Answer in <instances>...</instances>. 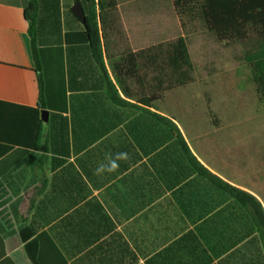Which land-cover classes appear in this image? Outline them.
Wrapping results in <instances>:
<instances>
[{
	"label": "crops",
	"instance_id": "1",
	"mask_svg": "<svg viewBox=\"0 0 264 264\" xmlns=\"http://www.w3.org/2000/svg\"><path fill=\"white\" fill-rule=\"evenodd\" d=\"M149 1L157 2L117 0L127 45L134 52L160 43L157 23L151 19L157 11ZM37 2L43 108L34 74L27 71L36 69L25 18L30 0H0V264H111L106 242L116 233L120 242H130V231L136 234L143 190L136 184L92 183L89 177L95 175L98 155L75 154L74 142L89 150L96 129L114 133L126 127L129 116L134 119L141 112L111 100L106 79L116 86L115 75L105 52L104 68L95 60L86 27L71 11L76 1ZM164 99L151 111L177 124L160 109ZM182 134L197 159L223 178ZM110 246L115 248L114 243Z\"/></svg>",
	"mask_w": 264,
	"mask_h": 264
},
{
	"label": "trees",
	"instance_id": "2",
	"mask_svg": "<svg viewBox=\"0 0 264 264\" xmlns=\"http://www.w3.org/2000/svg\"><path fill=\"white\" fill-rule=\"evenodd\" d=\"M75 1L83 5L95 60L104 68L105 52L116 86L135 103L122 99L107 78L111 100L141 112L134 119L129 116L126 127L114 133L96 129L95 144L89 150L74 142L75 154L98 155L95 175L89 177L92 183L136 184L143 190L136 234L130 231V242H120L117 233L112 242H106L110 263L139 264V255L142 264H264L263 204L205 167L174 120L151 111L167 94L197 80L186 39L178 37L134 52L127 45L117 0ZM173 5L178 16L200 21L218 43L251 45L244 58L264 103V0H173ZM37 13V0H30L25 18L36 69L27 71L34 74L43 108ZM113 162L116 170L111 173ZM130 228L134 230L133 225Z\"/></svg>",
	"mask_w": 264,
	"mask_h": 264
},
{
	"label": "rangeland",
	"instance_id": "3",
	"mask_svg": "<svg viewBox=\"0 0 264 264\" xmlns=\"http://www.w3.org/2000/svg\"><path fill=\"white\" fill-rule=\"evenodd\" d=\"M150 4L159 41L184 37L197 78L166 95L160 109L177 121L209 168L264 207V103L244 58L251 45L218 43L200 21L178 16L173 0Z\"/></svg>",
	"mask_w": 264,
	"mask_h": 264
},
{
	"label": "water",
	"instance_id": "4",
	"mask_svg": "<svg viewBox=\"0 0 264 264\" xmlns=\"http://www.w3.org/2000/svg\"><path fill=\"white\" fill-rule=\"evenodd\" d=\"M71 11L85 26L86 20H85V12H84L83 5L80 2H77L73 5ZM42 115H43L44 120H47L48 112L46 110L42 111Z\"/></svg>",
	"mask_w": 264,
	"mask_h": 264
},
{
	"label": "clouds",
	"instance_id": "5",
	"mask_svg": "<svg viewBox=\"0 0 264 264\" xmlns=\"http://www.w3.org/2000/svg\"><path fill=\"white\" fill-rule=\"evenodd\" d=\"M120 155H122V154H117L118 157H119ZM112 167H113V168L115 167V163H114V162H113Z\"/></svg>",
	"mask_w": 264,
	"mask_h": 264
}]
</instances>
